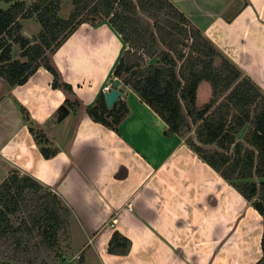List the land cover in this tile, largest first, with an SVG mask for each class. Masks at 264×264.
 I'll return each instance as SVG.
<instances>
[{"label":"crops","instance_id":"0c3cea01","mask_svg":"<svg viewBox=\"0 0 264 264\" xmlns=\"http://www.w3.org/2000/svg\"><path fill=\"white\" fill-rule=\"evenodd\" d=\"M169 1L264 93V0ZM35 21H22L25 35L39 31ZM124 48L103 20L81 23L49 55L81 104L67 114L66 94L51 87L43 65L23 84L0 78V182L16 169L55 192L71 211L66 249L82 264H255L262 217L184 139L166 135L128 86L116 87L128 107L117 131L84 111L113 85ZM19 52L13 45L12 57L23 61ZM22 109L55 155H42ZM114 230L130 240L126 254L107 251Z\"/></svg>","mask_w":264,"mask_h":264},{"label":"trees","instance_id":"16d2710c","mask_svg":"<svg viewBox=\"0 0 264 264\" xmlns=\"http://www.w3.org/2000/svg\"><path fill=\"white\" fill-rule=\"evenodd\" d=\"M63 1L0 0L7 4H0V78L10 86L23 84L43 65L52 76L51 87L66 94L63 113L79 109V100L62 81L49 55L81 23L107 20L125 44L112 76L160 117L166 135L183 138L259 213L262 253L255 264H264L262 89L169 0H69L67 18L59 16ZM30 18L40 29L27 36L22 21ZM13 45H18L23 61L12 57ZM202 84L210 89V96L198 104ZM84 111L93 121L117 131L128 107L119 98L109 108L100 93ZM22 112L42 155H55L57 149L47 145L42 129ZM70 215L55 192L29 175L11 170L0 182V264H57ZM129 248L130 240L114 230L107 251L126 254Z\"/></svg>","mask_w":264,"mask_h":264},{"label":"rangeland","instance_id":"374dc122","mask_svg":"<svg viewBox=\"0 0 264 264\" xmlns=\"http://www.w3.org/2000/svg\"><path fill=\"white\" fill-rule=\"evenodd\" d=\"M0 4L3 7H5L7 5L3 2H0ZM70 9H71V2L69 0L63 1L61 8L59 10V16L62 18H67L69 15ZM34 25L38 27L39 24L36 23V21H35ZM34 25H32V27ZM32 27L28 26L26 28V30L31 31ZM16 49H18L17 46H16ZM1 80L2 79H0V88L2 87V84H4L3 83L4 81H1ZM209 96H210V89L207 87V85L202 84L201 87L199 88V91H198L197 103L202 104L203 102H205L209 98ZM241 135H242V133L239 135V138H241ZM63 238L64 237L62 236V238L60 239V246H61L60 250H61L62 258L58 261L57 264H80L79 263V257H77L79 255H77L76 257L71 259L72 254L70 251H68L66 249L65 239H63ZM81 264H82V262H81Z\"/></svg>","mask_w":264,"mask_h":264},{"label":"water","instance_id":"95a60500","mask_svg":"<svg viewBox=\"0 0 264 264\" xmlns=\"http://www.w3.org/2000/svg\"><path fill=\"white\" fill-rule=\"evenodd\" d=\"M119 84H120V80L118 78H115L111 89L103 93L105 103L109 108L113 106L114 102L120 96V91L116 88Z\"/></svg>","mask_w":264,"mask_h":264},{"label":"built area","instance_id":"2783aa9c","mask_svg":"<svg viewBox=\"0 0 264 264\" xmlns=\"http://www.w3.org/2000/svg\"><path fill=\"white\" fill-rule=\"evenodd\" d=\"M112 87V86H111ZM111 87L108 85V86H105V87H103V91L105 92V91H108V90H110L111 89ZM126 207L128 208V209H132V204L131 203H128L127 205H126ZM77 257H79V256H77Z\"/></svg>","mask_w":264,"mask_h":264}]
</instances>
